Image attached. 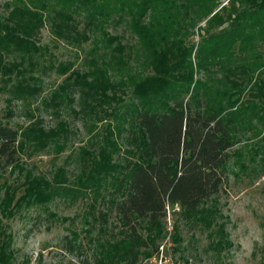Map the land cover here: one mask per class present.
I'll list each match as a JSON object with an SVG mask.
<instances>
[{
	"label": "trees",
	"instance_id": "obj_1",
	"mask_svg": "<svg viewBox=\"0 0 264 264\" xmlns=\"http://www.w3.org/2000/svg\"><path fill=\"white\" fill-rule=\"evenodd\" d=\"M3 5L0 90L20 99L36 90L24 73L31 59L42 55L37 36L45 23L52 37L74 49L91 41L88 52L97 55L85 58V69L74 68L72 61L49 65L64 76L56 95L76 92L89 124H104L87 146L71 151L78 168L71 181L55 172L56 185L48 187L26 175L25 202L90 193L94 208L99 198L118 230L97 241L91 264L149 260L166 236V209L177 208L173 250L182 240L180 224L206 232L212 251L227 247L216 198L229 171L264 172V0H5ZM113 20L127 29L124 42L122 34L106 30ZM194 32L196 43L188 40ZM69 134L64 120L47 129L38 120L18 128L0 122V176L23 154L60 153L70 146ZM106 216L100 211L92 220L104 225Z\"/></svg>",
	"mask_w": 264,
	"mask_h": 264
},
{
	"label": "rangeland",
	"instance_id": "obj_2",
	"mask_svg": "<svg viewBox=\"0 0 264 264\" xmlns=\"http://www.w3.org/2000/svg\"><path fill=\"white\" fill-rule=\"evenodd\" d=\"M4 1L0 0V14L4 11ZM105 28L111 34H122L123 42L129 38L123 23L109 21ZM188 40L196 43L199 37L194 32ZM37 43L42 47V55L31 59L33 65L24 73L26 82L34 85L36 90L20 99L2 88L0 122L18 128L38 120L41 127L47 129L64 120L70 130V146L58 154L53 151L32 156L23 154L18 165L1 174L0 241H4L6 247L0 248V254H4L5 264H91L97 241L114 236L118 230L113 212H109L99 198L96 199L98 204L91 208L93 196L90 193L74 198L69 192L56 193L46 201L29 205L25 202L29 199L25 177L29 174L53 187L56 185L55 172L71 181L78 171L71 151L87 146L91 135L98 132L104 122H94L93 127L89 124L91 120L79 109L76 92L68 90L66 94L56 95L64 76L49 69V65L72 61L74 68L85 69L88 66L85 58H96L97 55L88 52L94 44L91 41L83 43L79 50L56 40L49 33L47 23L40 29ZM97 44L100 53L102 46L98 41ZM130 63L136 67V60L132 59ZM23 65L29 68L27 59ZM64 184L59 186L68 185L67 182ZM216 206L229 242L227 247L219 252L212 251L207 248L206 232L180 224L182 240L179 248L173 250L172 230H167L157 247L158 250L162 246L165 262L159 263L156 250L149 260L138 264H264V172L245 174L233 167L225 190L216 198ZM176 210L166 209V221L172 223ZM100 211L107 213L104 225L92 220V216ZM91 224L94 227L91 228Z\"/></svg>",
	"mask_w": 264,
	"mask_h": 264
},
{
	"label": "built area",
	"instance_id": "obj_3",
	"mask_svg": "<svg viewBox=\"0 0 264 264\" xmlns=\"http://www.w3.org/2000/svg\"><path fill=\"white\" fill-rule=\"evenodd\" d=\"M165 228H166V230H168V231H170L171 230V223H169L168 221H166V224H165ZM162 246L157 250V252H156V255H159V263L160 262H162V260H163V262H165L166 260H165V258H162V257H164L163 255H162Z\"/></svg>",
	"mask_w": 264,
	"mask_h": 264
}]
</instances>
